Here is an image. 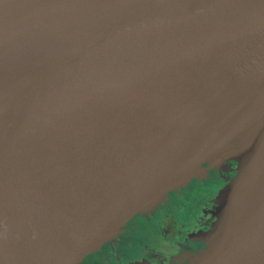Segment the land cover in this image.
Here are the masks:
<instances>
[{"label":"water","instance_id":"1","mask_svg":"<svg viewBox=\"0 0 264 264\" xmlns=\"http://www.w3.org/2000/svg\"><path fill=\"white\" fill-rule=\"evenodd\" d=\"M256 83L259 128L227 120L186 170L232 140L248 165L208 247L170 264H264V196L230 213L264 162V0H0V264L81 263Z\"/></svg>","mask_w":264,"mask_h":264},{"label":"rangeland","instance_id":"2","mask_svg":"<svg viewBox=\"0 0 264 264\" xmlns=\"http://www.w3.org/2000/svg\"><path fill=\"white\" fill-rule=\"evenodd\" d=\"M249 157L250 149L248 146L240 145L232 140V145L228 150L225 152H219L217 150L209 158L200 161L192 175L180 185L156 198L149 208L138 212L128 222L138 217V219L133 222L137 224V228H134L135 231L152 227L153 231H155V235L158 233V235L171 236V241L176 242L178 238L175 235L176 229H179L183 234H187L191 231L197 232L199 230L197 225L201 227L204 225L205 221L210 220V228L200 233V236L206 240L207 233L217 226L220 219V194L222 190L247 167ZM196 197L200 199L196 216H187L183 208L187 202H192L190 200ZM181 211L186 216L183 215V213L179 215ZM127 223L122 227V231H119L105 242L95 251L94 255H108L107 251L109 248L115 249V246L120 242V238L124 236V232L127 233L132 230L133 224L126 226ZM130 233L134 234L136 232ZM159 243L160 242H158L154 251L160 250L161 247ZM207 247L208 245L202 248V250ZM201 251L190 253V255H195ZM127 255H132V252L127 251ZM189 256L183 260L186 262L189 261ZM171 257H160L159 259L164 262H161V264H166ZM177 259L178 257H174L172 261L167 264L175 262L174 260ZM108 261L111 263V257H108ZM119 262L127 264L126 260H120Z\"/></svg>","mask_w":264,"mask_h":264},{"label":"bare ground","instance_id":"3","mask_svg":"<svg viewBox=\"0 0 264 264\" xmlns=\"http://www.w3.org/2000/svg\"><path fill=\"white\" fill-rule=\"evenodd\" d=\"M261 110L260 89L259 84L256 83L227 104L214 117H212L204 127H202L182 151L156 192L148 199L141 209L150 207L153 198L173 189L189 176V172L192 171L190 170L187 172L186 168L188 164L202 150L205 144L215 136L218 130H220V127L227 120L237 118L236 122L238 123L236 128L238 131L243 133L253 132L259 128ZM229 147V144L226 145L221 152H225ZM236 195V201L230 213L232 216L235 213L236 217L243 219L257 206L264 196V162L256 175L240 191H238ZM231 214L229 215V218L231 217Z\"/></svg>","mask_w":264,"mask_h":264},{"label":"flooded vegetation","instance_id":"4","mask_svg":"<svg viewBox=\"0 0 264 264\" xmlns=\"http://www.w3.org/2000/svg\"><path fill=\"white\" fill-rule=\"evenodd\" d=\"M190 201L192 202H187L183 210L185 211V214L187 216L195 217L199 207L200 199L196 197L192 198ZM181 213L183 212H179V215ZM185 214L183 213V215ZM137 219L138 217L128 222L126 225L129 226L133 224L131 228L132 230H130V232L136 233L131 234L130 232H124V236L120 238V242H118V244L115 246V249H108V255H94L95 252H93L79 264H122L119 262L120 260H126L127 264L144 262H149L151 264H161L162 260L159 259L160 257L172 256L170 260L167 261V263H169L174 257H178V259L174 261H181L184 258L188 257L190 253L201 251L202 248L207 245L206 240H204L203 237L200 236V233L210 228V220L205 221L204 225L201 227L197 225V228L199 227V230L197 232L191 231L187 234H183L179 229H176L175 235L178 238L176 239V242H172L170 238L171 236H164L160 234L159 236L158 233L157 235H155V231H153L152 227H147L143 230L135 231L134 228H137V224L133 222ZM158 242H160L159 246L161 248L158 251H154V249L158 245ZM127 251H131L132 255H127ZM108 257H111V263H109Z\"/></svg>","mask_w":264,"mask_h":264}]
</instances>
